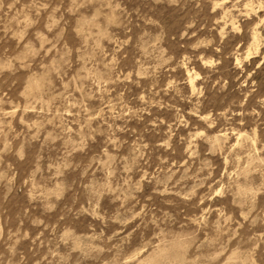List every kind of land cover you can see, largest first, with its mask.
I'll list each match as a JSON object with an SVG mask.
<instances>
[{
  "label": "rangeland",
  "instance_id": "374dc122",
  "mask_svg": "<svg viewBox=\"0 0 264 264\" xmlns=\"http://www.w3.org/2000/svg\"><path fill=\"white\" fill-rule=\"evenodd\" d=\"M0 264H264V0H0Z\"/></svg>",
  "mask_w": 264,
  "mask_h": 264
}]
</instances>
